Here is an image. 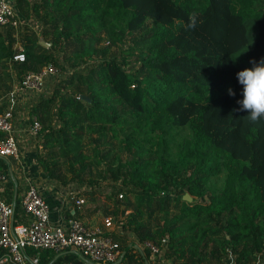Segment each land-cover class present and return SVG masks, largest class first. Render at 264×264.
<instances>
[{
    "label": "trees",
    "instance_id": "trees-1",
    "mask_svg": "<svg viewBox=\"0 0 264 264\" xmlns=\"http://www.w3.org/2000/svg\"><path fill=\"white\" fill-rule=\"evenodd\" d=\"M10 1L42 33L0 25V97L28 71L61 75L31 108L42 170L90 203L102 179L121 181L105 215L122 252L135 239L173 264H264V119L233 111L237 73L264 58V0ZM192 12L200 22L186 30ZM0 172L10 176L2 156ZM23 210L17 199L15 216ZM28 249L39 264H85L70 249ZM150 253L131 246L120 264Z\"/></svg>",
    "mask_w": 264,
    "mask_h": 264
},
{
    "label": "built area",
    "instance_id": "built-area-1",
    "mask_svg": "<svg viewBox=\"0 0 264 264\" xmlns=\"http://www.w3.org/2000/svg\"><path fill=\"white\" fill-rule=\"evenodd\" d=\"M29 19H24L15 3L10 0H0V25H10L15 28L26 27ZM14 56L16 61L26 59L25 47L17 44ZM59 73L58 67L49 64L39 71H28L12 91L41 93L45 88L47 79ZM15 110L10 107L0 111V156L5 158H19L20 151L14 137ZM42 128L41 122L34 117L31 130L38 134ZM4 135V138H3ZM42 148V145H41ZM6 176L0 172V183ZM119 199L123 194H119ZM22 206L29 216L27 224H13L15 218V204L5 201L0 195V247L6 252L0 257V264H38L39 255L31 256L28 248L52 249L63 252L74 249L83 257L95 264H108L116 261L121 253V244L113 233H116V222L112 216H105L103 224H93L81 219L69 220L67 223L55 224L51 218V207L37 183L30 181L22 199ZM84 203L82 198L77 205ZM111 228V229H109ZM144 247L151 250L155 261L162 249L152 241H146ZM146 264V263H145Z\"/></svg>",
    "mask_w": 264,
    "mask_h": 264
},
{
    "label": "crops",
    "instance_id": "crops-1",
    "mask_svg": "<svg viewBox=\"0 0 264 264\" xmlns=\"http://www.w3.org/2000/svg\"><path fill=\"white\" fill-rule=\"evenodd\" d=\"M18 83L19 81H17L15 88L18 85ZM16 95H18L17 98H15ZM19 96L21 97V92L13 93V95L11 92L5 98L0 97V111L7 110L10 107H12L15 110V119L13 121L14 122L13 135L18 142L19 151H20L19 158L17 159L13 157L7 158L8 163L10 164V176H7L6 180L0 183L1 197L9 203H14L16 206L17 199L20 200V202H22L21 200L23 199V196L27 190V186L29 182L33 181L38 184L42 193L44 194L45 198L50 204L51 212H52L51 218L55 224H59L61 222L67 223L69 220H74V219H81L89 223L99 224L98 222L95 221L96 216H94L93 212H91L92 208L89 204L92 203L88 202V204L83 203L81 206L77 205V200L79 198H82V196L77 194L78 192L76 191L74 184H69L64 186L61 183L50 178L40 167V162L38 159V150L41 148V144H38L37 139H35L38 134L36 135L33 134V131L31 130L32 122L29 120L30 124H28L22 118L23 115L22 110H19L21 105H19L18 103ZM38 98L36 97L35 99L38 100ZM37 100L33 102L31 100L27 101V103H29L28 105L29 107L28 114H30L29 119L31 118V108L37 102ZM76 209H78V213H76ZM29 219L30 218L28 214H26L24 211L23 214H21L20 219L15 216L13 220V224H20V225L27 224L29 223ZM132 240H133L132 242H136L135 239ZM138 245L143 249L142 252L139 250L141 254L144 253V247L140 244ZM70 250L72 252H76V254L79 255L80 257V254L76 250L74 249H70ZM162 252L160 253V255L156 257V261L158 262L157 264H173L169 259H166L164 257ZM84 260H85V264H95L91 260L88 259H84ZM145 263L155 264V261L151 253L149 257L145 259Z\"/></svg>",
    "mask_w": 264,
    "mask_h": 264
},
{
    "label": "clouds",
    "instance_id": "clouds-1",
    "mask_svg": "<svg viewBox=\"0 0 264 264\" xmlns=\"http://www.w3.org/2000/svg\"><path fill=\"white\" fill-rule=\"evenodd\" d=\"M198 14L192 12L189 15L186 30H195L199 23ZM253 67L245 68L237 73L238 83L242 86V99L238 100V109L233 111L245 112L247 120L257 123L264 119V58L258 63L251 61ZM229 95L235 96L233 89H229Z\"/></svg>",
    "mask_w": 264,
    "mask_h": 264
},
{
    "label": "rangeland",
    "instance_id": "rangeland-1",
    "mask_svg": "<svg viewBox=\"0 0 264 264\" xmlns=\"http://www.w3.org/2000/svg\"><path fill=\"white\" fill-rule=\"evenodd\" d=\"M29 22H30V25H32V27L35 30H37V32H39V36H41V33H42L41 32L42 31L41 30L42 29V24L41 23H38L35 20V18L29 19ZM127 47H128V45L125 46V48H127ZM114 49L116 51L120 52V48L114 47ZM59 73L57 72L55 75L50 76L47 79V82L45 84V88H44L43 92H41V93H33V92L30 93V91H24V93L21 92V97L19 96V101H18L19 105H21V107H20L19 110H22V113H23L22 118L28 124H30L29 123V120L31 121V118L29 119V115H30V114H28L29 113V107H28L29 103H27V101L28 100H31L33 102V101L37 100L35 98L36 97L38 98L39 95H41L42 93L43 94H49L54 89V87L56 85V82L59 80V78L61 76ZM17 97H18V95L15 96V98H17ZM24 106H25V108H24ZM120 182L121 181L117 182V184H114V185L115 186H118L120 184ZM114 185L111 184L110 179H108V180L107 179H102L101 180L100 187H99V190L100 191H103V192L100 193V200H103V201L101 202L99 200V202H97V203L95 202V203L89 204L91 206V208H92V211L91 212H93V215L96 216L95 217V221L98 222L99 224H103L104 217L106 216L105 215V210L108 207V204L111 205V206L115 205L114 204L115 203V200L114 201H111V200L108 201L106 199V197H105V193L108 191L109 188H113L114 189ZM74 187L76 188V191L78 192L77 194H80L84 190V188L81 187V186H79L78 184H74ZM82 199L84 200V204H88V201L86 200L85 195H82ZM114 222H116V221H114ZM28 252L31 254V252L29 251V249H28ZM229 258L230 259H228V260H230V261L233 260L231 257H229ZM260 258H261L260 259L261 261L260 260L259 261L262 263L263 262L262 261V256H260Z\"/></svg>",
    "mask_w": 264,
    "mask_h": 264
},
{
    "label": "water",
    "instance_id": "water-1",
    "mask_svg": "<svg viewBox=\"0 0 264 264\" xmlns=\"http://www.w3.org/2000/svg\"><path fill=\"white\" fill-rule=\"evenodd\" d=\"M45 46H50L51 43H48L46 41H41ZM194 198L190 195V193L186 192L184 195H183V200H186V201H192ZM137 246L139 248V250L142 252L143 249L136 243V242H132L131 244H129L122 252L121 256L119 257V259L115 262H113L112 264H119L123 261L124 259V256L125 254L127 253V251L131 248V246Z\"/></svg>",
    "mask_w": 264,
    "mask_h": 264
}]
</instances>
